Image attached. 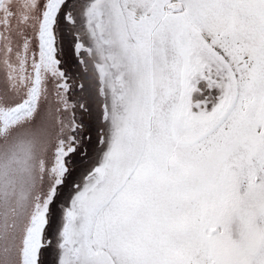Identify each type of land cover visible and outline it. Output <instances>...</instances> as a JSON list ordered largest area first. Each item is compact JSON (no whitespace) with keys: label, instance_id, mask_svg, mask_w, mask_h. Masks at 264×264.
<instances>
[{"label":"snow or ice","instance_id":"1","mask_svg":"<svg viewBox=\"0 0 264 264\" xmlns=\"http://www.w3.org/2000/svg\"><path fill=\"white\" fill-rule=\"evenodd\" d=\"M0 264H264V0H0Z\"/></svg>","mask_w":264,"mask_h":264}]
</instances>
